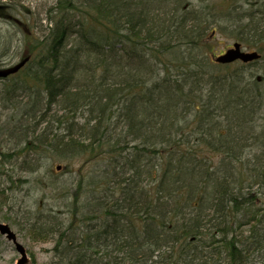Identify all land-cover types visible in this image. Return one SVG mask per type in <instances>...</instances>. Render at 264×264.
Here are the masks:
<instances>
[{
    "label": "trees",
    "instance_id": "obj_1",
    "mask_svg": "<svg viewBox=\"0 0 264 264\" xmlns=\"http://www.w3.org/2000/svg\"><path fill=\"white\" fill-rule=\"evenodd\" d=\"M238 1L50 7L51 28L30 41L31 59L11 78L15 96L0 92L27 116L18 146L0 148V171L29 154L30 173L45 157L94 161L83 197L63 198L49 178L52 195L42 191V202L31 198L35 206L19 213L34 238L55 240L50 264H247L264 249L253 198L264 194V81L248 64L211 69L203 39L215 28L263 42L264 3L260 14L243 13ZM3 48L0 66L14 60ZM244 220L250 227L235 234Z\"/></svg>",
    "mask_w": 264,
    "mask_h": 264
},
{
    "label": "rangeland",
    "instance_id": "obj_2",
    "mask_svg": "<svg viewBox=\"0 0 264 264\" xmlns=\"http://www.w3.org/2000/svg\"><path fill=\"white\" fill-rule=\"evenodd\" d=\"M54 1L55 0H1V2L6 3V5L10 4L15 8L16 11L10 8L8 10V14L14 18L21 19L24 26H26L31 31L30 35L25 33L24 36L16 26H13L14 22L12 20L14 19L0 14V49H4L3 47H6L8 44L10 47H12L11 51L9 52L11 53V57L9 58L14 60L9 63L19 60L20 54L18 55V52L20 49H23L22 51H33V48L29 46L30 41L33 40V38L38 41V44H40V42L43 40L42 38L47 34L49 27H51L49 23L50 18L55 13V9H52L51 11L49 10L50 7L55 4ZM186 1L188 4H190V2L191 4L194 3L193 0ZM3 11L6 13L5 10ZM56 11L59 12V10ZM72 11L76 13L79 12L78 10L74 9L69 10V12ZM143 20L146 23L140 21L139 24L141 26H145L148 24V22L152 21L151 19ZM161 23L169 24L168 21H161ZM140 25L138 27L139 30L142 31L143 28ZM10 35L12 39L10 38L7 40L8 36ZM206 36L210 45L212 46L210 47L209 45L208 50H212L213 52L217 53L224 51V48L234 41L233 38L225 36L224 34H216L212 37L210 32H207ZM67 42H69V44ZM73 42H75L74 36L71 37L70 41H65L67 45H70ZM118 47L120 46L118 45ZM142 48L145 49L144 47ZM139 49L142 50L141 47H139ZM121 62L124 63V65H127V60L125 57L121 60ZM133 66H135V64H133ZM249 69L256 71L257 75L258 73H263V71L259 69V65H249ZM13 83L14 80L11 79V77L0 80V92H2V89H4L6 92L10 91V94L12 93L11 96H13ZM23 101L25 102V100ZM58 106L60 105L58 102H56L52 106L51 111H54V109H56ZM22 110L18 111L16 108L12 109V106L8 105L6 101L1 102L0 98V148L4 150L3 152H11L14 148H16L18 145H16L17 141L15 140V136L25 131L24 126L27 124V116L23 114ZM78 120H80V118ZM45 125L46 123L44 122V125H42L41 128H44ZM39 130L36 132H39ZM46 137L45 139L48 141L49 137ZM68 161L72 163H66L63 160H55L51 165L50 163H45L44 165L42 164L43 167L41 166L38 171H35V173H30V169L28 170V166L22 161V158H16L0 171V173L3 174L0 175V185L3 184L0 188V222L8 223L11 226V229L16 233L17 240L23 244L26 252L28 253L29 264H50L53 256V252L50 251V249L54 245V240L51 238L49 240L33 238L31 231L24 225L22 219H20L21 215L19 213L23 212L24 208L30 205V202L34 204L31 198L42 202V191L46 194L52 195V191L46 189L45 186L49 178L58 180L60 184L64 186L65 190H62L61 188L59 192H61L63 198L67 200L73 199L77 193V190L79 191V195H77L79 198L81 194V197H83L86 191L89 190L87 187L86 178L95 168L93 163L94 161L88 162L82 158L68 159ZM29 163L33 165V162ZM57 165H59V168L56 170L55 168ZM6 168L7 170H5ZM6 177L9 179V181H6ZM11 179L13 183H11ZM25 179H27L26 183L20 182V180L22 181ZM29 182L30 184H28ZM14 184H17L15 185V189L12 187ZM37 184L39 189L32 190ZM257 199L258 206L264 208V196L258 194ZM18 205L19 207H17ZM249 227L250 224L247 223L243 224L241 227L235 226L234 233L237 235L243 232L246 233L245 231ZM255 251L253 261L248 262L247 264H264V249H258ZM18 257L19 253H16L14 244L0 234V264H14Z\"/></svg>",
    "mask_w": 264,
    "mask_h": 264
},
{
    "label": "water",
    "instance_id": "obj_3",
    "mask_svg": "<svg viewBox=\"0 0 264 264\" xmlns=\"http://www.w3.org/2000/svg\"><path fill=\"white\" fill-rule=\"evenodd\" d=\"M257 56H258V54H256L255 52H246V53L241 52L239 49V44L235 43L234 48H229L225 52V54H222V55L216 57V60L225 63L226 61H232V60L236 59V57H239L242 60L247 61V60H251L253 58H257ZM24 62H25V59L22 60L20 63L14 65V66H11L9 68L0 69V76H5L7 74H10V72L17 71L18 68H20V66ZM0 232L2 234H5L7 232L8 238H11L15 241V235L12 231H10L9 226L7 224H2L0 222ZM16 248L20 251V253H22V257H20L15 264H25V262L27 261V258H26L25 252L23 250V247L19 243H17Z\"/></svg>",
    "mask_w": 264,
    "mask_h": 264
}]
</instances>
